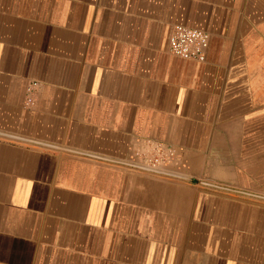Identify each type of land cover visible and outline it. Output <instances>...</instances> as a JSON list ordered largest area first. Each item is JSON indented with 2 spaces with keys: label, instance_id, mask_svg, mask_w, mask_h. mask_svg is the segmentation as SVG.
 <instances>
[{
  "label": "crops",
  "instance_id": "0c3cea01",
  "mask_svg": "<svg viewBox=\"0 0 264 264\" xmlns=\"http://www.w3.org/2000/svg\"><path fill=\"white\" fill-rule=\"evenodd\" d=\"M157 149L198 181L131 165ZM241 191L264 196V0H0V264H264Z\"/></svg>",
  "mask_w": 264,
  "mask_h": 264
},
{
  "label": "built area",
  "instance_id": "2783aa9c",
  "mask_svg": "<svg viewBox=\"0 0 264 264\" xmlns=\"http://www.w3.org/2000/svg\"><path fill=\"white\" fill-rule=\"evenodd\" d=\"M210 45V34L202 29L176 24L169 40V51L173 55L204 62Z\"/></svg>",
  "mask_w": 264,
  "mask_h": 264
},
{
  "label": "rangeland",
  "instance_id": "374dc122",
  "mask_svg": "<svg viewBox=\"0 0 264 264\" xmlns=\"http://www.w3.org/2000/svg\"><path fill=\"white\" fill-rule=\"evenodd\" d=\"M170 157L171 154H168L164 149H157L156 151L147 155L145 164L153 168L164 169L167 167L166 163L168 162Z\"/></svg>",
  "mask_w": 264,
  "mask_h": 264
},
{
  "label": "water",
  "instance_id": "95a60500",
  "mask_svg": "<svg viewBox=\"0 0 264 264\" xmlns=\"http://www.w3.org/2000/svg\"><path fill=\"white\" fill-rule=\"evenodd\" d=\"M6 135L10 136V137H15L13 135H8V134H6ZM17 138H20V137H17ZM131 165H134V166H137V167H140V168H143V169H148V170H151V171H155V172L165 173V174L173 175V176H176V177L188 179V180H190L192 182H197L198 181L197 179H194V178H191V177H187V176L179 174V173L169 172V171L160 170V169H156V168H152V167H148V166H143V165H137V164H131ZM202 183L206 184V185H211V186H214V187L226 188V187H222V186H219V185H216V184H213V183H209V182H204L203 181ZM226 189H228V188H226ZM241 192L249 194V195H253V196H258V197L264 198V196H261V195H256V194L249 193V192H244V191H241Z\"/></svg>",
  "mask_w": 264,
  "mask_h": 264
}]
</instances>
